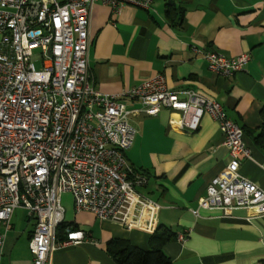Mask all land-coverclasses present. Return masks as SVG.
I'll use <instances>...</instances> for the list:
<instances>
[{
    "label": "built area",
    "instance_id": "obj_1",
    "mask_svg": "<svg viewBox=\"0 0 264 264\" xmlns=\"http://www.w3.org/2000/svg\"><path fill=\"white\" fill-rule=\"evenodd\" d=\"M97 2L117 14L127 6L148 10L155 0H0V222L8 228L17 209L27 213L33 223L32 264H52L65 193L76 212H90L127 231H157L161 206L141 193L148 178L126 160L136 130L129 122L134 111L124 99L138 101L136 112L148 116L170 111L168 125L179 132L198 131L203 116H209L230 161L207 186L199 207L224 215L238 209L264 215V190L239 173L242 161L251 159L243 129L219 103L193 90L172 92L162 75L121 94L95 89L89 26ZM194 51L212 73L225 77L244 71L250 59ZM65 232L62 246L88 240L82 230ZM186 237L180 233L177 240Z\"/></svg>",
    "mask_w": 264,
    "mask_h": 264
},
{
    "label": "crops",
    "instance_id": "obj_2",
    "mask_svg": "<svg viewBox=\"0 0 264 264\" xmlns=\"http://www.w3.org/2000/svg\"><path fill=\"white\" fill-rule=\"evenodd\" d=\"M89 34V69L97 91L121 94L162 75L172 92L193 90L216 101L243 129V142L251 153V159L242 161L240 175L264 190V149L254 140L264 110V0H155L148 10L127 6L117 14L97 2ZM196 49L227 58L248 54L250 59L244 71L225 77L212 73ZM123 103L134 111L129 122L136 130L127 163L147 176L141 193L161 206L157 231H169L172 240L152 243L146 232L127 231L90 212H76L71 195L65 193L63 224L84 231L88 240L62 246L66 232L60 230L52 264H116L106 252L113 239L142 250L161 247L173 264L264 260V215L244 209L224 215L198 205L207 186L230 161L218 124L203 116L198 131L179 132L168 125L170 111L148 116L136 112L141 109L138 101ZM22 211L17 216L14 212L8 228L0 222L2 264H32L33 223ZM180 233L187 236L183 243L177 240Z\"/></svg>",
    "mask_w": 264,
    "mask_h": 264
},
{
    "label": "trees",
    "instance_id": "obj_3",
    "mask_svg": "<svg viewBox=\"0 0 264 264\" xmlns=\"http://www.w3.org/2000/svg\"><path fill=\"white\" fill-rule=\"evenodd\" d=\"M167 15H171V10L167 11ZM261 117L262 125L254 140L257 146L264 149V110L261 111ZM68 227V225L62 224L58 229V233L60 230H66ZM172 237L169 231L163 230L156 231L151 239L152 243L156 242L159 245H163L172 240ZM106 252L116 264H173L161 247H153L151 250H142L131 245L128 241L120 239L110 240L106 246ZM259 264H264V260H261Z\"/></svg>",
    "mask_w": 264,
    "mask_h": 264
},
{
    "label": "rangeland",
    "instance_id": "obj_4",
    "mask_svg": "<svg viewBox=\"0 0 264 264\" xmlns=\"http://www.w3.org/2000/svg\"><path fill=\"white\" fill-rule=\"evenodd\" d=\"M35 67H36L37 70H41L42 69V66H41L40 62H36L35 63ZM21 213H23V211L20 210V209H17L16 216L17 215H21Z\"/></svg>",
    "mask_w": 264,
    "mask_h": 264
}]
</instances>
